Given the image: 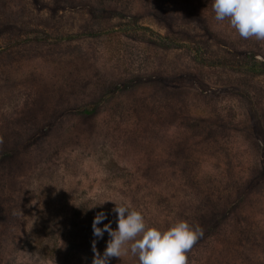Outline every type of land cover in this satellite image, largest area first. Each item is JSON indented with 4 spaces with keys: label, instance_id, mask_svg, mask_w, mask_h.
I'll use <instances>...</instances> for the list:
<instances>
[{
    "label": "rangeland",
    "instance_id": "1",
    "mask_svg": "<svg viewBox=\"0 0 264 264\" xmlns=\"http://www.w3.org/2000/svg\"><path fill=\"white\" fill-rule=\"evenodd\" d=\"M256 61L212 0H0V264H91L111 200L201 228L189 264H264Z\"/></svg>",
    "mask_w": 264,
    "mask_h": 264
},
{
    "label": "clouds",
    "instance_id": "2",
    "mask_svg": "<svg viewBox=\"0 0 264 264\" xmlns=\"http://www.w3.org/2000/svg\"><path fill=\"white\" fill-rule=\"evenodd\" d=\"M212 9L217 21L228 20L242 38L264 41V0H212ZM109 200L98 199L87 210L102 206ZM115 220H108L109 212L101 207L96 212L91 241L94 253L91 264H111L112 257L132 255L137 264H189L188 252L203 236V230L193 227L186 220H178L167 229L149 227L142 211L126 201L111 200ZM115 222L116 227L112 224ZM105 232L109 239L101 253L97 248Z\"/></svg>",
    "mask_w": 264,
    "mask_h": 264
},
{
    "label": "trees",
    "instance_id": "3",
    "mask_svg": "<svg viewBox=\"0 0 264 264\" xmlns=\"http://www.w3.org/2000/svg\"><path fill=\"white\" fill-rule=\"evenodd\" d=\"M142 28H145V27H142ZM161 37V36H160ZM163 40H166L165 42V44H166V46H168V47H177L178 45V43H175V42H173V41H171L170 39H168L167 37H161ZM251 70H254L255 72H257V73H262V72H264V62H259V61H256V63H255V67H252V69ZM92 111V109H84L83 111H80V112H83V113H85V112H91Z\"/></svg>",
    "mask_w": 264,
    "mask_h": 264
}]
</instances>
